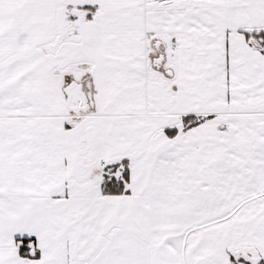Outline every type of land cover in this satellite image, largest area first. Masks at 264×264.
<instances>
[{"label":"snow or ice","instance_id":"6c2138e0","mask_svg":"<svg viewBox=\"0 0 264 264\" xmlns=\"http://www.w3.org/2000/svg\"><path fill=\"white\" fill-rule=\"evenodd\" d=\"M0 264H264V0H0Z\"/></svg>","mask_w":264,"mask_h":264}]
</instances>
